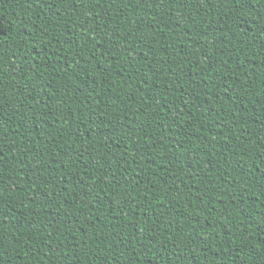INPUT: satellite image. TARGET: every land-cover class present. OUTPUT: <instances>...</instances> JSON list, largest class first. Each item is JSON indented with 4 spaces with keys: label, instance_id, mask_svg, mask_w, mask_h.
Returning a JSON list of instances; mask_svg holds the SVG:
<instances>
[{
    "label": "trees",
    "instance_id": "trees-1",
    "mask_svg": "<svg viewBox=\"0 0 264 264\" xmlns=\"http://www.w3.org/2000/svg\"><path fill=\"white\" fill-rule=\"evenodd\" d=\"M0 264H264V0H0Z\"/></svg>",
    "mask_w": 264,
    "mask_h": 264
}]
</instances>
